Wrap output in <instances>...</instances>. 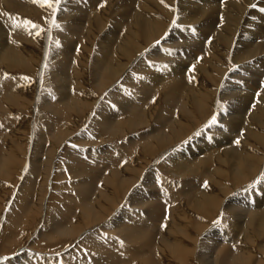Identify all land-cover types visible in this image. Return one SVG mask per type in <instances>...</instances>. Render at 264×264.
<instances>
[{
    "label": "bare ground",
    "instance_id": "obj_1",
    "mask_svg": "<svg viewBox=\"0 0 264 264\" xmlns=\"http://www.w3.org/2000/svg\"><path fill=\"white\" fill-rule=\"evenodd\" d=\"M87 1L91 4L97 1H101V3L102 2L104 3V0H87ZM133 1L134 0H128L127 5L131 6ZM140 1H141L140 7L137 5L140 8L139 9L140 13L138 15H137V11L139 12L138 8H136L137 10L134 9L135 7L134 8L132 7L131 10L127 9L128 11L130 10L129 15H128L129 20L127 23H125V29L123 27L124 29L123 32L125 31L127 33L126 37L122 36V31H121L122 41L124 38L126 40L123 42L122 41L118 42L119 38L116 36L118 39L117 42L109 41V44L105 43V45L107 46L106 49L102 51L103 53L102 55H100V57L97 56L96 58V65L99 68V71L96 74L95 80L98 83V84L96 83L98 87H103L105 84H107L106 82L110 77H115L116 75L119 74V72L122 71V69H125L124 70L125 73L122 76L123 78L122 80L130 82L134 86V88L129 86L131 88L124 89L123 87L120 88V86L119 87L113 86L114 91L112 93L110 92L111 93V96L109 97L110 101L108 100L109 102H105V103L102 102V104H100L99 106L97 105L98 106L96 108L97 113H98L97 129L99 130L95 129L93 130V132L95 133L97 132L98 134L100 132V134H103L104 136H109L110 138H112V136H114L115 134L117 135L118 133L122 131L126 132V130L128 129L131 130V129H134V127L136 126L144 124L145 120L148 119L147 112H145L146 107L144 106V103L150 101L151 100L150 97L153 96V95H150V93H151L152 88L154 87L153 86L154 82L161 83L160 85H162L164 89L163 92L165 96L166 105L164 106V108L163 107L161 108L162 111L159 112V115L156 117V119L155 117H153L154 122L152 124L151 130L148 132H145L143 136L141 135V137H138L140 139H138L137 137L133 138V140L129 139L130 140L129 145H128L129 142L121 143L122 147L121 149L118 147L119 148L118 153H116L117 150L110 151L104 148L102 152V148L97 147V145L99 144V142L96 140L97 137L95 138L93 136L95 138L94 140L97 141L98 144L96 143L97 144L96 146H92L90 149H87L86 155L89 158V153H90V155L92 156V160L94 162H97L96 166L93 165V166L88 167L87 161L84 160L80 156V157L73 158V162L75 163V166L72 169H66L64 171L58 170L57 172H54L53 170H51V173H54L58 177H61V175L62 176L64 175L62 174V171L65 173L69 172L70 175H72L75 179V184H74V180L72 181L74 184V192L72 191V194L70 193V194H65V196H60V200H62L64 197H68L71 200L69 201L65 200V202L60 201V204L57 206V204L53 202V201H58L59 194L56 193L57 195H55V197L51 199L53 200L52 201L53 203L49 202L51 206H54L53 209L47 208V210L44 211V212H47L51 216V221H52L51 228L55 229V231L59 233H62L63 235H66L72 232H77V230L81 231L82 227H80V225L78 224L79 222H77L79 221V219L86 218L87 219L86 221L89 222L88 219L91 218L92 220L97 222L98 220H103L105 217H107L110 211V209L107 210V207H109L113 202L111 199V194L109 196V194H107L106 192H103L102 189L98 187V183L100 181L97 182L99 179V174L97 172L101 173L100 169H102V162L105 161L104 158L106 157L107 159H109V160H106V161H109V164H107L108 165V168H106L107 172H105L106 173L105 177L104 176L103 177L105 178L106 184L109 186V188H111V186H114L113 183L116 184V182H114V179H115L114 176L116 175V172H115L116 162H114L113 160H115L116 158V159H119L125 162L126 156H127L126 153L128 152L132 153V149L134 146L136 147L138 146L139 148V145L142 144L144 148L142 152L140 150L139 151L143 153V155L145 154L150 155L151 153H154L153 151H155L156 149H159L165 145L166 147L170 146L174 144V142H177L178 140L182 139L183 142L180 148H182L183 151H178L176 149L177 152H174L176 150L172 151L171 153L172 155L170 154V157H168L169 164H172L171 166L173 165L175 166L176 175L179 174L182 176H186L185 174L187 173L194 174V173L201 172L203 176L204 175L208 176L210 179V177H212L214 173L217 172L218 170H220L223 174H225L226 172L230 174V171H231V173L234 174V176H236L235 178L239 179V183L242 182V180L246 181L249 178H251V176L257 171V166H260L258 165V163L264 159V0H197V2L188 1L185 3H182V2L186 0H175L178 8L180 4H182V6L184 4V7H185L184 10L186 11V13H185V16L183 17V21L181 22V23H184L185 25L182 26V29L180 30L183 31L181 32V34H183L185 46H188L189 48L190 47L193 48V49H190L189 52H188L189 48L187 49L183 45L182 41L179 42L177 40V37H179V35L181 34H177V35L174 34L172 36V35L163 33L162 35V30H164L163 28L164 26H166L163 24L165 23L164 19L162 22V19L160 20L155 15H152V14H155V12L157 11L156 10L157 7H159L161 11H164L165 6L163 8L161 4L162 1L161 2L160 0H140ZM169 1L172 2L173 0H169ZM150 2H153L155 6H153L152 3ZM71 5H73L74 7L71 9L68 8L69 10L65 9L64 7L62 9L61 8L62 6L60 5L61 11L59 13V16L63 18L64 21H66L65 18L70 17L71 23L73 24L77 23V25L73 26L72 30L69 28V25H67L69 23L67 22H66L67 24L65 23V25H67L66 26L67 29L65 28V30L66 31L71 30L69 32H71V34L73 33V35H75L76 33H80V34L84 33L86 37L88 36L91 37V35L93 36V33H94L93 27H95V30H96L97 25L100 26L101 23H105L107 20L106 15L108 16V14H105L107 11H105V13L104 11L101 13V10H100V15L99 14L96 15L97 13H99L98 11L97 13L94 12L91 15L89 14L87 10L89 9V5L88 4L85 5L84 1H81L80 3V1L74 0V2L71 3ZM0 6H1L0 11L2 13V15L0 16V19L2 23L6 26L5 28L0 26V110L2 109L4 110L5 108L12 107V105H15V104L19 105V103H22L23 101L30 100V102H32L31 99L29 98H31L30 95L33 97V95L31 94L32 93L31 90H30V94H28L29 90L27 92V88L25 89L22 85H20V82L18 79H15L14 77L7 78L4 74L5 70L13 69L14 66H18V65H21L22 67H24L25 64H27L26 65L27 67L32 66V65H30L31 62L29 61L30 60L29 53H31V50L30 52L28 51L29 47L28 45L25 46L26 45L25 38H22L23 36L28 35L24 29L25 27L24 26L16 27L15 26L16 23L21 22V21H16L12 19L14 16L12 15L13 9L16 8V9L21 10L23 9V5L13 0H0ZM111 7L113 8V5H111ZM97 9L99 10V8ZM102 10H104V8ZM110 10L111 8H109L107 12L109 13V16L110 14H112L110 13ZM72 11H77V14L75 16H71L69 13ZM178 11L179 10H176V12ZM179 12L181 13V11ZM103 15L105 16L104 18L106 19L104 20L105 22H103L102 20ZM179 15L182 17L183 14L182 15L179 14ZM172 19L174 20V17ZM189 21H194L195 23L193 25L195 24L198 25L200 23L201 26L198 25L199 27H207L208 36L207 34L206 36L209 37V39H206V40L201 39L203 37V34H202V31L199 29L198 31L195 30V33H193V31L190 29L189 24H187L189 23ZM12 24L14 26H12ZM103 25L105 26V24ZM109 26L112 27L111 24ZM136 26H139L142 33H144L145 38L144 36L143 38L146 44L148 45L152 43L149 45L151 49H155L160 52H169L170 58L172 57L173 59L175 58L176 60L174 62L172 59L174 64H172L171 63L172 61L170 60L171 62H169V65H168L169 67L163 63H158L157 64L158 66H155L157 68L159 67L156 75L155 76L150 75V78L149 80H147V82L143 84L141 83L142 86H140L137 81L133 80L134 77H130L131 75L129 74L127 70L128 68L127 66L128 64L126 63L127 59H125L126 62H124L123 59H121L123 62L120 61L119 59L120 55L121 56L129 55L131 53V50L138 45V43L135 41L136 39H133L135 34L139 32L138 31L139 29L137 30ZM103 27H99V28H103ZM192 27L194 26H191V28ZM140 33L141 32H139L138 34L140 35L139 37H141V34H142ZM30 35L34 36L33 34H30ZM67 35H68V32H67ZM159 35H162V36L157 38V36ZM186 35L189 37L191 36L192 38L188 40L186 38ZM16 36L19 37V42L16 41L17 39ZM78 37H76V39L74 40H77ZM167 38H173V39H171L169 43H165ZM68 39H72V38H68ZM153 40L155 41L152 42ZM29 41L31 42V40ZM218 42H221L223 43L224 46L226 45L228 47V49H226L225 55L227 56V54L229 53L228 61L230 62V64L235 65L236 68L232 69L230 65L225 68L224 66L220 65V60H223L224 55L223 54L221 55L220 53L216 54V51L218 50L216 48ZM66 43L64 42V44ZM101 45L103 46V42ZM170 45L174 46L173 49L170 48ZM59 47H60V51H54L52 55L49 54V56H51L53 59V60H50L52 61V64H54V61L57 62L56 66H58L60 70L61 69L63 70L62 73L60 72L61 74L57 72L55 73V75L52 76L53 78L52 80L56 83L55 87H57L56 91H57V96L59 98V102L58 103L53 102L49 98L50 96L49 97L46 96L43 98L44 100L42 103H43V108L49 110L53 115L64 118L66 117V115L67 117H70L71 112L80 113L84 111L85 108H88L91 105L90 103L92 100H91V97H88L86 94L83 93L84 91L83 86L81 89H78L77 92L76 90H74L75 84L70 85L69 90L68 91L66 90L67 85L69 84L68 81H70L69 73L71 71L73 73L78 71L77 69L78 67L74 66V63H76L78 59L75 62L73 59H70L71 63L67 66V58L65 59V56H63L64 57L63 58L61 54L65 53V51H68V50L70 51L71 44L70 45L67 44L66 46L64 45L62 47L61 46ZM55 49L57 50V48ZM77 51L80 52L79 50ZM26 53L28 54V56ZM80 54H77L78 58ZM131 55H135V54L133 53ZM162 55L164 56V53ZM213 55L215 56L212 57ZM136 56L137 55H135V57ZM35 57L33 58L35 59ZM211 57L213 58L211 61L212 64L210 63V66H209L208 63L210 62ZM166 58H168V56ZM185 61L189 63L191 62L189 67L188 66L185 67L182 64ZM48 63L50 62L46 61L47 66H48ZM141 63L143 64V62ZM176 63H178L181 66L178 67ZM145 64H148V63H145ZM152 65L154 66V63ZM153 66L151 67L153 68ZM155 67L154 69H156ZM55 69L57 70V68ZM79 72L81 73V70L78 71V73ZM48 73L49 71H47L46 74ZM73 73H71L72 76L81 75V74L74 75ZM235 73H239V74L236 75ZM248 73L250 76H253L254 78L260 76L259 80L253 83H251V81L249 80L246 81L247 77L245 75H247ZM46 74H44V76ZM239 75H242V76H239ZM146 77H149V76H146ZM73 78L75 79V77ZM219 79H222L221 82L223 81V83H216V85L213 86L212 84H214ZM77 80L78 81L81 80V77L80 79H77ZM82 81H83V78H82ZM47 82L49 84V81ZM73 82H75V80ZM140 82H141V78H140ZM244 88L245 90H243ZM97 89L99 90V88ZM87 91L89 90L87 89ZM154 92L157 93L158 91H154ZM224 97L228 98L230 102V106L224 109H218V108L216 109L217 112H215L213 116L216 117L217 123L210 124V121L213 116L211 118L209 116L210 119L207 122H203L205 118L208 117V115L212 114L211 108L215 105V103L213 102L214 105L212 103L213 105L212 106L210 104V101L212 102V99L214 98L220 99ZM150 102L147 103V106ZM210 105L212 106L211 108H210ZM216 106L219 107L217 104ZM40 114L41 113L39 112V115ZM7 118L8 117H2V120L7 119ZM200 118H203V119H200ZM44 121H46V119ZM41 122L43 121L41 120ZM71 122L75 123L76 121L75 122L71 121ZM22 123L23 125H25L24 121H22ZM39 124L41 125V123ZM2 125H3V128L0 129V170L3 172L1 174L6 172L7 166L10 167L9 165L10 157L13 155L17 157L14 154L15 149H16L14 145L15 143H18V142H16L15 139L19 137L22 131L26 129V127L24 130L22 129L24 128V126L22 128L16 127L11 132V126H10V123H8V121L2 122ZM15 125L19 126L20 123L19 124L16 123ZM196 125H199V127L194 130V127H196ZM45 127H47L51 133H53L52 134L53 141L49 143L48 148L44 147L45 145L42 141L41 133H39L37 134V136L34 137L35 142H33V145H32V147H34L33 150L40 151L41 149V151L43 152V149H45L46 150L44 151L45 154H43L45 155V157L44 156L43 157L44 159L48 158L50 163L55 160L62 161L61 159L70 156L71 149L69 148L70 149L69 150L66 146V144L68 143H65L63 155L60 157V159L58 157L57 159L53 158L54 152L60 150V148L54 149L53 145H55V142L58 143L61 140H63L64 137L66 138V136L70 134L73 131V129L71 128L72 131H68L67 128H69L70 126L67 127V125L65 126L66 127L65 129L64 128L60 129L59 126L56 127V125L50 121L46 122ZM192 130H194V132ZM28 136L31 137L30 133ZM100 139L102 138L100 137ZM8 140H10L11 142ZM82 140H83V136H82ZM94 140H91V142H93ZM236 140H239L240 143L237 144L235 142ZM20 142H23V141H20ZM24 145H25L24 142L20 143L17 146V148L19 150H24L23 148ZM68 146H70V144ZM187 146H189V148H187ZM260 151L263 154H261ZM31 153H34V152L32 151ZM46 155H48V157ZM35 157L32 154L31 159L34 161L33 162L34 166H32V171L36 174H39V173L44 174L46 171L45 166H47L46 164L47 160L45 161L43 160L44 165L38 168L36 164L38 162H36L37 159ZM127 157H129V155ZM118 162L119 161H117V163ZM137 162L138 161H136V163ZM227 164H228L227 166L228 170L226 172L223 169H220V168H225ZM58 167H60V164ZM131 168L134 169L135 173L137 170L139 171V165L137 164H133ZM127 169L125 168V170ZM130 170L133 171L132 169ZM135 173H132V174H135ZM154 173L155 172H153L152 170L150 171V168L148 169L147 167H145L144 172H141V174L139 173L140 176L139 175L134 176L135 178L137 177L136 178L137 180H139L141 177H144V176L148 177V179H146V182L149 185L147 184L146 188H144L143 187L145 185L144 184L145 181H144L142 182L144 185H142L141 183L142 188L138 190H134L133 192L131 191L133 194L130 192L132 194L131 197H132V202L134 204L133 207L134 209H137V212L133 213L129 210L127 211L126 209H122L119 212H117L118 216L115 215L116 217L115 216L111 217L112 215L110 214L111 216H108L109 218L107 217L108 219L106 221V225L111 228L110 232L112 234L110 233L108 234L106 241H102L101 240L102 238L94 239V238H88V236H86L87 237L86 241L88 242L87 244L90 245L89 247H91V251L100 250L101 257L100 255L98 256V254L100 253L94 254L93 252H87L83 250V252L79 254L77 260L74 258V260L76 261L75 263L72 262L73 264H176L177 260H179V262L181 261L182 264H188V263H192V260L194 261L195 258L199 259V262H200L199 264H246L249 258L247 254H245L244 252H250L247 249V247L249 246L251 242H253L252 234H253V238L256 237L258 238V240L261 238V240L264 242V191L258 192L257 194L252 193V191H250L252 193V197L250 196L251 198H248L246 196L243 198L241 197L239 198L236 195L235 196L229 195L230 190H231L230 188H228L229 184H226L225 186L221 187V189H217V188L209 189L203 183H200L201 181L197 182L196 180H194V183H191L190 182L191 180L189 181L186 178H184V180L182 181V184H183L181 187V189L183 188L182 195L188 201L190 207H193L194 210L202 214L200 216L207 217L205 219L207 220V222L209 221V218L215 215L216 212H209V215H205L204 214L205 210H207V212L209 210L211 211L215 210L218 207L219 203L222 204V206H224L226 210L230 211L229 214L235 220L238 231L241 232L243 228V230L245 229L243 233L249 232V235L246 236V238L248 239H246L245 241L243 240L244 244H240L242 242L239 243V240H241L240 238L242 236L239 235L241 237H238L239 239H236L235 237H237V232L236 234L232 232L231 233L232 235H231L229 232H224L223 230H221V228H215V229L209 228L208 229L210 230L209 233L204 234L203 232H205L207 228V223H205L204 220H201V219L199 220L198 217H197L198 220L196 221L197 224L194 228V231L190 230L191 229L190 224H189L190 228L188 227L189 229L187 228V225H183L186 221H188L187 216L189 215L190 217V213L185 207L180 206V201L182 197L180 199L179 196L176 197V195L174 194L175 197L173 198L172 197L169 198L168 196L167 197L162 196L158 198L157 196L158 192H160V194L163 193L161 191H157L158 185L164 186L166 183L168 184L170 181L164 183L165 177H163L161 179H163L164 181L161 182L159 179L157 180V176H158L157 175L153 177V180L156 182V184L153 181L149 183L150 176L148 175L153 176ZM47 176L49 177V175ZM125 176L124 178H128ZM160 176H162V174ZM30 177L31 175H28L29 181L26 183L24 190L21 192L22 194L21 196L27 198V200H24V202L27 203V207L34 206V209L37 210L39 208L40 210H42V206H44L45 204L43 202H45L44 199L46 198L43 199L44 196L42 197L41 195L40 196L37 195L38 192L42 188L40 184L42 183V181L40 180L41 178L33 179L34 178L33 177L32 179H29ZM124 178L121 179L122 180L121 182H119L121 186H123ZM158 181H160V184H157ZM46 182L48 185L49 181H46ZM132 183L133 181L131 182V185ZM172 184L170 185L173 186ZM99 185H101V183H99ZM132 186H134V184ZM237 186L238 185L236 183V187ZM262 186H264V182ZM262 186L261 188H263ZM136 188H138V186ZM109 191H112V190H109ZM178 193L179 192H177V194ZM227 196H228V201L225 203V198ZM155 198L158 199L156 202H152V203L148 202L149 199L155 200ZM165 198H167L168 200H165ZM63 205H65V208L67 206L66 212L62 211ZM77 207L80 213L78 210L75 211ZM157 220H159L160 223L163 224V226L160 227V224H158ZM174 221L181 223V224H179L178 226L174 224ZM84 223H85V220H84ZM24 224L26 227H29L31 225L28 221H26ZM169 225L172 227L169 228ZM175 228L178 229L177 231L178 234L177 235L173 234L175 236L173 238V236L169 234H172L171 231H173ZM104 232H105V229H104ZM104 232L102 231V234ZM158 233L161 236L158 237V240H157ZM200 234H202L201 235L202 237L200 236ZM41 235L45 237L46 239H49L47 237V232L46 233L42 232ZM198 236L201 237L199 240L202 239L201 243L198 242ZM124 242H127L128 244H125ZM129 242H130V245L132 242H134L135 243V244L133 243L134 246H137V247L130 248ZM196 242H198L199 244H197ZM50 246L48 248H50ZM261 247L264 248V243ZM166 251L168 254H171L170 256L173 259H168L167 256L164 255ZM243 253H244V256H242ZM29 254L30 252L23 254L22 257H19V259H17L14 262L12 261V263L10 261V263L11 264H53V260L46 259L44 261L40 259H34L33 257L36 256L37 258V255H33L32 257V254H30L31 256L24 257L25 255H29ZM156 254H158L159 257H157ZM5 259L6 258L4 257L0 259V263H2ZM65 259L71 260L72 258L70 259V257L67 256L65 257ZM198 259L195 262H197ZM251 261L252 260H250V263ZM260 262L261 261H258L255 264H260ZM58 264H62V263H58Z\"/></svg>",
    "mask_w": 264,
    "mask_h": 264
},
{
    "label": "rangeland",
    "instance_id": "obj_2",
    "mask_svg": "<svg viewBox=\"0 0 264 264\" xmlns=\"http://www.w3.org/2000/svg\"><path fill=\"white\" fill-rule=\"evenodd\" d=\"M13 1H15V2L17 1L18 3H21V5H23V9H21L22 10L21 11L19 9L14 8L12 15H14L15 17L13 16L12 19H14L16 21H21V22L24 21V20H30L33 23H35L36 25H39V28H30L31 33L34 36L30 35L29 34V30H26V28H24L28 35L22 37V38H25V44H26L25 46L28 45V47H29L28 48V51L30 52V50H31V53L32 54L29 53V59L30 60L29 59L28 60L31 62L30 65H32V66H28L27 67L26 66L27 64H25V66L23 65L24 67H22L21 65H18V66H14L13 69H10V70H7L6 69L5 72H4V74H5V76L7 78H9V77L10 78H13L14 77L15 79H18L19 82H20V85H22L25 89L27 88V92L29 90V93L28 94H30V90H31V92H32L31 94L33 95V97L30 95L31 98H29V99H31L32 102H30V100L29 101L27 100V101H23L22 103H19V105L18 104H15V105H12V107H10V108H5L4 110L3 109L0 110V116H1L0 117V120L2 122H7L8 121V123H10L11 132L16 127H21L22 128L24 126V128H22L23 130L26 127V129L24 131L21 130L22 133L20 134L19 137H17L15 139L16 142H18V143H15V145H14V147L16 148L14 154L17 157H15L14 155L10 157V159H9V165H10V167L7 166V169H6V172L5 173L1 174L3 171L0 170V216H1L0 217V259H2L3 257L6 258L0 264H11L12 261L13 262L16 261L17 259H19V257H22L23 254H26L28 252H30V254H32V257H33V255H37V258H36V256L33 257L34 259H40V260H44V261L46 259L53 260V264H58V263H62V264H73L77 260L79 254L81 252H83V250L84 251H87V252H93L94 254L100 253V254H98V256L100 255V257H101V251L100 250L99 251H96V250L91 251V247H89L90 245L87 244L88 242L86 241V239H87L86 236H88V238H94V239H99V238L101 239L102 238L101 239L102 241H106V238L108 237V234L109 233L112 234L110 232L111 231V228L106 225V221L109 218L108 216H111V215H112L111 217H114L115 215L118 216V213L117 212H119L122 209H126L127 211L129 210V211H131L133 213L134 212H137V209H134V207H133L134 204L132 202L131 195L133 194L132 192L134 190H138V189L142 188V185H144V184L145 185L143 187L146 188V186L148 184L146 182V179H148V177H146V176L143 175L144 177H141L139 180H137L136 179L137 177L135 178L134 176H138L139 173L141 174V172H144L145 167H147L148 169L150 168V171L152 170L153 172H155L153 174V176L152 175H148V176H150L149 177L150 178L149 183H151V181H153L156 184V182L153 180V177L154 176H157V175H158L157 176V180L159 179L162 182L164 180L161 179V178L165 177L164 178L165 179L164 183L169 182V181H170L169 182L170 184L173 183L172 184L173 186H171L169 183L168 184L166 183L164 186L163 185L162 186L161 185H158L157 191H161L163 193L160 194V192H158V195L157 196H158V198L159 197H162V196L163 197H167L168 196L169 198L170 197L173 198L176 195V197L179 196L180 199L182 197V199H181L182 202L180 201V206L185 207L189 211V213H190V217H189V215L187 216V220L188 221H186L183 225H187V228H188L189 227V224H190V227H191L190 230L191 231H194V228H195V226L197 224L196 221L199 218V220L200 219L201 220H204L205 223H207V228H206L205 232H203L204 234H208L209 233V231H210V230H208L209 228H212V229L221 228V230H223L224 232H229L230 234L232 232L234 234H236V232H237V237H235V238L236 239H239L238 237H241L242 236L240 238L241 240H239V243L242 242L240 244H244V241L246 239H248V238H246V236L249 235V232L243 233V231H245V229L243 230V228H242L241 232L238 231L237 224H236L235 220L229 214L230 211L226 210L224 208V206H222V204L219 203L218 204V207L215 210H212V211L209 210L208 212H207V210H205V213H204L205 215H209V212H216L215 215L212 216L213 218L212 217H211L212 219L209 218V221L207 222V220H205L207 217L206 216H200L202 214H200L196 210H194L193 207H190L188 201L182 195L183 194V191H182L183 188L181 189V187L183 185L182 184V181L184 180V178H186L189 181L191 180L190 181L191 183H194V180H196L197 182H200L201 181L200 183H203L209 189H215V188L221 189V187L225 186L226 184H229L228 185V188H230L232 190V191L230 190V194L229 195H234V196L236 195L239 198L240 197L243 198L245 196L248 197V198H251L252 197V193L257 194L258 192L264 191V186H262V184L264 182V170H263L264 169V159L258 163V165H260V166H257V171L251 176V178H249L246 181L242 180V182H240V183H239V179L238 178H235L236 176H234V174H232L231 171H230V174L226 172L228 170V167H227L228 164L226 165L227 168L225 167L226 169L225 168H220V169H223L226 172L225 174H223L220 170H218L217 172L214 173V175L212 177H210V179H209L208 176H205V175L203 176L201 172L194 173V174L187 173V174H185L186 176H182V175H179V174L176 175L175 166L174 165L171 166L172 164H169L168 157H170V154L172 153V151H174L176 149L178 151H183L182 148H180V146H181V144L183 142L182 139L178 140L177 142H174V144H172L170 146H167L166 147V145H165V146H162L159 149H156L155 151H153L155 154L154 153H151L150 155L149 154L148 155L147 154L143 155V153H141V152H142L144 146L142 144H140L142 146L139 145V148H138V146L137 147L136 146L133 147L132 153L131 152L126 153L127 156L129 155V157L126 156L125 162L122 161V160H119V159H116L115 158V160H113V161L116 162V171H115L116 172V175L114 176L115 177L114 182H116V184L113 183L114 186H111V188H109V186L106 184V181H105V178H104L105 177V174H106L105 172H107L106 171L107 170L106 168H108V165L107 164H109V161H106V160H109V159H107L105 157L104 158L105 161L102 162V169H100L101 173L100 172H97V171L96 172L99 174V179H98L97 182L100 181L99 183H101V185H99V183H98V187H100V189H102L103 192H106L107 194H109V196L111 194V199H112V202L113 203L109 207H107V210L110 209L109 214L107 215L108 218L105 217L103 220H98L97 222L94 221V220H92L91 218L88 219L89 222L86 221L87 220L86 218L79 219V221H77V222H79L78 224L80 225V227H82V229H81V231H78L77 230L78 233L77 232H72V233L63 235L62 233H59V232L55 231V229L51 228V226H52L51 216L47 212H44V211L47 210V208L48 209L49 208L50 209L51 208L53 209L54 206H51L50 203L53 201L51 199L54 198L55 195H57L56 193L59 194L58 195L59 196L58 197V201L59 202L58 201H53V202H55L57 204V206L60 204V201L65 202V200L66 201L71 200L68 197H64L62 200H60V196H65V194H70V193L72 194V191L74 192V184H75L74 177L72 175H70L69 172H66V173L63 172L64 170H66V169H72L75 166V163L73 162V158L74 157H80L81 156L84 160L87 161V166L88 167L89 166H93V165L96 166L97 165V162H94L92 160V156L90 155V153H89V158H88L87 155H86V153H87V149H90L92 146H96L98 144L97 141L99 142V144L97 145V147L102 148V152H103V148H104V149H107V150H110V151L111 150H117L116 153H118L119 148L121 149V147H122L121 143H125V142L128 143L129 142L128 143V145H129L130 144V140H133V138H136V137L137 138L138 137H141V135L143 136L145 134V132L150 131L151 130V127H152V124L154 122V120H153L154 118L153 117H155V119H156V117L159 115V112L162 111L161 108L162 107L164 108V106L166 105L165 104V96H164V92H163L164 89H163L162 85H160L161 84L160 82L159 83L156 82L157 84L155 82L153 83V86L154 87L152 88L151 93H150V95H153V96L150 97L151 98V100H150L151 102L148 101V102H150L148 104V106H147V103L148 102H145L144 103V106L146 107L145 112H147V115H148L147 116L148 119H146L147 121L145 120L144 124L139 125V126H136V127H134V129H131V130L128 129V130H126V132L122 131V132L118 133L117 135L115 134L114 136H112V138H110L109 136H104L103 134H100V132H99V134L97 132L96 133L93 132V130L97 129V120H98L97 117H98V113H97V109L96 108L100 104H102V102L105 103V102H109L110 101L109 97L111 96V93L114 91L113 86H117V87L120 86V88L123 87L124 89L131 88V87L134 88V86L130 82L125 81V80H122L123 79L122 76L125 73V71H124L125 69H122V71L119 72V74L116 75L115 77H110L107 80V82H106L107 84H105L103 87H98L97 86L98 83L95 80L96 74L99 71V68L96 65V58H97V56L100 57V55H102V53H103L102 51H104L106 49L107 46L105 45V43L109 44V41L117 42V40H118L117 37L119 38L118 42H121L122 41V38L121 37L122 36L123 37L124 36L126 37L127 33L125 31L123 32V30L125 29V23H127L128 20H129V18H128L129 11L132 9V7L133 8L135 7L134 8L135 10H137L136 8H138V10H139L140 9L139 7H140L141 1L140 0H134L133 3H132L133 6L132 5L131 6H128L127 5L128 4V0H108L107 3H106V5L103 6L104 10H102L103 8L101 7V5L104 4V3L103 2L101 3V1H97V2L91 4L87 0H78V1H80V3H81V1H84L85 2V5L86 4L89 5V9H87V10H88L89 14H91V15L94 12L97 13V11L99 13H97L96 15H98V14L100 15V10H101V13L103 11H104V13H105V11L108 12V9L109 8H111L110 13H112V14H110L111 17L109 16V13H107V12L105 13V14H108V16L106 15V19L107 20L104 18L105 17L104 16L105 14L103 13L104 15L102 17V20H103V22H105L104 20H106V22L105 23H101L100 26L97 25L96 26L97 27L96 30H95V27H93L94 30L96 31L95 32L93 30V32H94L93 33V36L91 35V37L90 36L86 37V35H84V33H82V34L76 33L77 35L80 34V35H78L79 37L81 36L80 38L76 34H75L76 35L75 36V35H73V33L71 34V32H69V31H71L73 29V26L77 25V23L76 24L71 23L70 17H67L68 19L65 18L66 21H64L63 18H61L59 16V13L61 11L60 10V7L62 6L61 7L62 9L64 7L65 9L69 10V9H71V8L74 7L73 5H71V3L74 2V0L73 1L72 0H64V1L61 0V3L55 9L50 8V7L46 6V5L45 6H41L40 3H33L32 0H23V1L22 0L21 1L20 0L19 1L18 0H13ZM174 1L175 0H173L172 2L169 1V0H164V1L163 0H160L163 8L165 6L164 11H161L159 9V7H157L156 8L157 11L155 10L156 11L155 14H152V15H155L156 17H158L160 20L162 19V22H163V19H164V22L165 23H163V24L166 25V26H164V28H163L164 30H162V35L164 33V34H169V35H172L173 36L174 34L177 35V34H181V32H183L180 29H182V26L185 25L184 23H181L183 21V17L185 16V13H186V11L184 10L185 7H184V4H183V6H182V4H180L179 5V8H178L176 1L175 2ZM188 1L197 2V0H186V1L182 2V3H185V2H188ZM108 3H110L111 5H113V8ZM150 3H152L153 6H155V4L153 2H150ZM174 3H176V4H174ZM24 4L27 7H25ZM69 5H70V7H69ZM98 6H100L101 8L98 7ZM35 8H37V9H35ZM58 8H59V10H58ZM97 8H99V10ZM0 9H1V6H0ZM127 9H130V10L128 11ZM176 10L181 11V13L179 11H178L179 13L176 12ZM72 12L69 13L71 16H75L77 14V11H72ZM126 12H128V13H126ZM139 13H140V10H139V12L137 11V15ZM179 14H181V15L183 14L182 17ZM1 15H2V13L0 11V16ZM170 16L172 18L174 17V20ZM178 16H180V17H178ZM161 17H163V18H161ZM178 19L181 20V21H179ZM53 21H55V24L53 23ZM170 21L171 22L173 21V22L171 23ZM66 22L69 23V24H67ZM65 23L67 25H69V28L71 30H69V31H66L65 30V28L67 29V27H66L67 25H65ZM194 23H195L194 21H189V23H187V24H189L191 30H192V28H195L196 31H198V29L202 31L203 37L201 39H205V40L206 39H209V37H207L208 36L207 27H199V26H201L200 23L198 24L199 26L197 24L193 25ZM56 24H58L59 27H56ZM103 24H105V26ZM110 24L112 25V27L109 26ZM173 25H175V26H173ZM0 26L3 27V28L6 27L2 23L1 19H0ZM12 26H14V25L12 24ZM180 26H181V28H180ZM191 26H194V27L191 28ZM99 27H103V28H99ZM123 27H124V29H123ZM136 28H137V30L139 29L138 31L142 33V31L140 30L139 26H136ZM112 29H113V31H112ZM121 31H122V36H121ZM67 32H68V35H67ZM106 32H107V34H106ZM113 32H114V34H113ZM139 32H137L135 34V36L133 37V39H136L135 41L138 43V45L131 50V53L129 55H126V56L122 55L124 58L120 55L119 56V59H120V61H122L121 59H123L124 62H126L125 59H127V62H126L128 64L127 65L128 66L127 70L129 72V74L131 75V76L130 75L129 76L130 77H134V79L133 78L132 79L135 80V81H137L138 84L140 86H142L141 83L143 84V83L147 82V80H149V78H150V75L151 76H155L156 75L159 67L157 68L155 66H158L157 65L158 63H163V64H165V65L168 66L169 65V62H171L173 58L172 57L170 58L169 52H160V51H157L155 49H151V47H149V45L152 44V43H150V44L147 45L146 42H145V40H144V38H145L144 33H142V34L140 33L141 34V37H139L140 36V35H138ZM35 33H36V35H35ZM37 33H39V34L37 35ZM185 34H187V33H185ZM206 34H207V36H206ZM162 35L157 36V38L160 37V36H162ZM143 36H144V38H143ZM67 37L68 38H72V39H68ZM76 37H78L77 40H74V39H76ZM16 38H17L16 41L19 42V37L16 36ZM120 38H121V40H120ZM138 38H139V40H138ZM186 38L188 40H190V38H192V37L191 36L189 37V36L186 35ZM21 39H20V41H21ZM171 39H173V38H167V40H166L165 43H169V41ZM29 40H31V42ZM63 40H64L65 43L67 41V43L64 44ZM125 40L126 39L124 38L123 41H125ZM177 40L179 42L182 41L183 45L185 46V44H184L185 41H184V38H183V34L179 35V37H177ZM154 41L155 40H153L152 42H154ZM102 42H103V46L101 45ZM199 42H201V41H199ZM67 44L68 45L71 44V49H70V51L67 49L68 51H65V53L61 54V56L62 57L65 56V59L67 58V66L71 63L70 59H73L74 62L77 59L78 60L80 59L79 61L77 60V62H76L77 65H76V63H74V66H77L78 67L77 68L78 71L81 70V73L80 72L78 73V71L77 72H74V73L71 71L69 73L70 81H68L69 84L67 85L66 90L68 91L69 90V86L75 84V86L77 88L74 86V90H76V92H77V90L78 89H81L82 86H83L84 87L83 88L84 89L83 93L86 94L88 97H91V100L92 101L90 103L91 105L89 104L90 106L88 108H85L86 110L84 109V111H82L80 113L78 112L79 114L77 112H74L75 114L73 112H71L70 113L71 114L70 117H67V115H66V117L61 118L59 116L53 115L49 110L43 108V103L42 102L44 100L43 98L46 97V96L47 97L50 96L49 98L53 102H57V103L59 102V98L57 96V91H56V88L57 87H55L56 86V83L52 80L53 79L52 76L55 75V73H57V72L58 73H60V72L62 73L63 70L62 69L60 70L58 68V66H56V63L57 62L54 61L55 66H54V64H52V61H50V60H53V59H52L51 56H49V54L52 55V53L54 51H60V47L59 46L62 47L64 45L66 46ZM222 45H223V43L218 42V44H217L218 47L216 46V48L220 51L219 52L217 50L216 51V54L217 53H220L221 55L222 54L224 55L223 60H220V65L224 66L225 68L228 67L229 65L232 67V69L236 68L235 65L230 64V62L228 61L229 53L227 54V56L225 55L226 49H228V47L226 45L225 46L224 45L222 46ZM54 46H56V47H54ZM47 47H48V49H47ZM173 47L174 46L170 45V48L171 49H173ZM185 47L187 49L189 48L188 46H185ZM55 48H57V50ZM72 49H73V51H72ZM190 49H193V48L190 47L189 50H188V52L190 51ZM77 50H79L80 52H78ZM35 53L37 54V56H36ZM133 53L135 55H137V56L135 57V55H131ZM163 53H164V56L162 55ZM77 54H80L79 55V58L77 57ZM215 55H213L212 57H214ZM27 56H28V54H27ZM128 56L129 57L131 56V57L129 58ZM167 56H168V58H166ZM33 57H35V59ZM212 57L210 58V62L208 63L209 66H210V63L212 64V62H211L212 59H213ZM138 58H140V59H138ZM145 59L148 62H146ZM214 60H216V59H214ZM46 61L47 62H50V63H48V66L46 64ZM150 61H151V63H150ZM173 61L174 62L176 61L175 58L173 59ZM173 61L171 62L172 64H174ZM136 62H138V63H136ZM141 62H143V64ZM43 63H45V64H43ZM145 63H148V64H145ZM153 63H154V66L152 65ZM188 63L189 62L185 61L182 64L185 67H187V66L189 67V65H190L191 62L189 64ZM176 64H177L178 67L181 66L178 63H176ZM141 66H142V68H141ZM143 66H144V68H143ZM151 66H153V68ZM154 67L156 69H154ZM25 68H27V69H25ZM33 68H34V70H33ZM55 68H57V70ZM136 68H137V70H136ZM148 68H149L150 72H149ZM96 69H97V71H96ZM47 71H49L48 74H46ZM71 73H73L74 75L81 74V75H79L81 77V80L78 81L77 79H80V77L79 76H72ZM94 73H95V75H94ZM136 73H137V75H136ZM239 73H235V74L238 75ZM44 74H46V75L44 76ZM135 76H136V78H135ZM138 76L141 78V82H140V78ZM146 76H149V77H146ZM239 76H242V75H239ZM245 76L247 77L246 81L249 80V81H251V83L259 80V77H260V76H258V77H255L254 78L253 76H250L249 73L247 75H245ZM42 77L45 78L46 80L43 79ZM73 77H75V79ZM249 77H251V78H249ZM82 78H83V81H82ZM74 80H75V82H73ZM221 80L222 79L217 80L212 85L215 86L216 83H223V81L221 82ZM43 81H44V83H43ZM47 81H49V84H48ZM77 81L79 82L80 85L78 84ZM117 83H118V85H117ZM159 85H160V87H159ZM129 86H131V87H129ZM97 88H99V90ZM87 89L89 91H87ZM48 90H49L50 93L48 92ZM243 90H245V88ZM154 91H158V92L156 93ZM103 95H105V96H103ZM93 99H94V101H93ZM104 99H106V100H104ZM215 100H216V102H215ZM98 101H99V103H98ZM213 102L215 103V105H214ZM23 103H24V105H23ZM212 103H213L214 106L212 105ZM38 104H40V105H38ZM210 104L213 106L212 107L210 105V108L212 107L211 108L212 109V112H211L212 114L208 115V117L205 118L206 121L204 120L203 122H207L215 114V112H217V110H216L217 108L218 109H224V108L230 106V102H229L228 98H226V97L220 98V99L219 98H214V99H212V102L210 101ZM216 104L218 106L220 104L221 107L220 106L217 107ZM30 111H31V113H30ZM39 112L41 113L40 114L41 116L39 115ZM83 114H84V116H83ZM209 116H210V118H209ZM2 117H8V118L2 120ZM43 119L44 120L46 119V121H44ZM200 119H203V118H200ZM41 120L43 122H41ZM1 121H0V124H1L0 125V129L3 128V125H2V122ZM22 121L25 122V125H23ZM47 121H50V122L54 123L56 125V127L59 126L60 129H63V128L65 129L66 128L65 127L66 125H67V127L70 126L69 127L70 129L71 128L73 129V131H72V129L70 130L69 128H67L68 131H72L70 134L67 135L69 137L66 136V138L64 137L63 140H61L58 143L55 142V145H53V148L54 149L60 148L59 151H55L54 152L53 158H56L57 159V157H58L60 159V157L63 155L64 145H65V143H68V144H66V146H67L68 149L69 148L71 149V150L69 149L70 150V156L61 159L62 161L55 160V161H52L50 163V161H49L48 158H45L44 159L45 155H43V154H45V152H44V151H46L45 149H43V152L41 151V149H40V151L39 150L38 151L33 150L34 147H32V145H33V142H35L34 137L37 136V134H39V133H41L42 141H43V143L45 145L44 147H47L48 148L49 147V143H51L53 141V139H52L53 138L52 137V134L53 133H51L48 130V128L45 127ZM71 121H73V122L76 121V122L75 123H72ZM203 122H201V123H203ZM16 123L17 124L20 123V125L19 126L18 125L16 126L15 125ZM39 123H41V125ZM69 123H71V124H69ZM194 124H195V122H194ZM199 125H196V127H194V130L196 128H198ZM83 127H85V128H83ZM92 128H94V129H92ZM57 129H59V128H57ZM97 130H99V129H97ZM194 130H192V131L194 132ZM29 133H30V136L31 137L28 136ZM82 136H83V140H82ZM93 136L95 138L97 137V139H96L97 141L94 140L95 138ZM100 137L102 139H100ZM27 138H29V139H27ZM69 138L72 139V140H70ZM138 139H140V138H138ZM91 140H94V141L91 142ZM8 141H10V140H8ZM20 141H23L25 143V145L23 147L24 150H19L17 148V146L20 143H23V142H20ZM69 144H70V146H68ZM136 148H138V149H136ZM172 148H174V149H172ZM187 148H189V146H187ZM177 150L174 151V152H177ZM32 151L34 153H31ZM32 154H33L34 157L36 156L35 158L37 159L36 162H38V163H36L37 166H38V168H40V166L44 165L43 164V160L44 161L47 160V163L46 164H47L48 167L45 166V170L47 171V172L45 171V173H44L45 175L43 173L36 174V173H34L32 171V166H34V164H33L34 161L31 159L32 158ZM261 154H263V153L261 152ZM48 155H46V156L48 157ZM41 156L42 157L44 156V157L42 158ZM117 161L120 162V163L119 162L118 163L120 164L121 167L119 166V164L117 163ZM136 161H138V162L136 163ZM130 162H132V163H130ZM142 162L143 163L144 162L145 163L147 162V163L146 164L145 163L143 164ZM59 164H60V167L61 168L58 167ZM131 164L132 165L133 164L139 165V171L138 170L136 171V173L138 172L137 175H136L134 169L131 168V166H132ZM125 165H126V167H125ZM141 165H142L143 168L141 167ZM143 165H145V166H143ZM125 168L126 169L128 168V169L125 170ZM130 169H132L133 171H131ZM51 170H53L54 172H57L58 170H63L62 171V174H64V175L63 176L61 175V177H58L54 173H51ZM89 170H91V169H89ZM93 172H95V171H93ZM119 172L122 173V174H120ZM132 173H135V174H132ZM126 174L127 175L129 174V175L127 176ZM161 174H162V176H160ZM28 175H31V177L29 179H32L33 177H34L33 179H40L41 178L40 180L42 181V183H40V184H41L42 188H41V190L39 192L37 191L38 192L37 195L38 196L41 195L42 197L44 196L43 199L46 198V199H44L45 202L42 201L43 203H45L44 204L45 207L42 206V210H40L39 208L36 210V209H34V206L27 207V203L24 202V200H27V198L21 196L22 195L21 192L24 190L26 183L29 181L28 180ZM47 175H49V177ZM120 175L123 178H124L125 175H126L125 177H128V178H124V180H123V186H121L119 184V182L122 181L121 179H123ZM130 176H131V178H130ZM95 178H97V177H95ZM198 178H200V179H198ZM66 179L67 180L70 179V180L67 181ZM103 179H104V181H103ZM73 180H74V184L72 182ZM227 180H229V181H227ZM46 181H49V184L48 185H47V182ZM132 181H133L132 185L134 184V186L131 185V182ZM160 181H158L157 184H160ZM59 182H60L61 185L59 184ZM135 182H136V184H135ZM142 182H144V184ZM141 183H142V185H141ZM179 183H181V184H179ZM236 183L238 185L237 187H236ZM46 185H47V187H46ZM179 185H180V187H179ZM22 186H24V187H22ZM137 186H138V188H136ZM261 186L263 188H261ZM248 188H250V189H248ZM109 190H112V191H109ZM65 191H67L68 193L65 192ZM250 191H252V193ZM177 192H179V193L177 194ZM52 193H53L54 196L52 195ZM165 193H167L168 195L165 194ZM243 194H244V196H243ZM228 196L225 198V203L228 201ZM157 200L158 199H156V198H155V200H150L149 199L148 202L152 203V202H156ZM165 200H168V199L165 198ZM112 205H113V207H112ZM219 205H220V207H219ZM23 208H24V210H23ZM66 210H67V206L65 208V205H63L62 211L63 212H66ZM77 210H78V207L75 209V211H77ZM23 211H25V212H23ZM27 212H28V214H27ZM79 213H80V211H79ZM21 214H22V216H21ZM221 216H222L221 222L220 223H217L216 221L220 220L221 219ZM84 220H85V223H84ZM26 221H28L31 224L29 227H26L25 226L24 223ZM229 221L232 222V223H230ZM157 222H158V224H160V227L163 226V224L160 223L159 220H157ZM174 224H176V225L179 226V224H181V223H178V222L174 221ZM100 225H102V226H100ZM103 226H105V227H103ZM171 227L172 226L169 225V228H171ZM41 229H42V231H41ZM104 229H105V232H104ZM18 230H19V232H18ZM102 231L104 232L103 233L104 235L102 234ZM177 231H178V229L175 228L173 231H171L172 234H169V235H172L173 238H174L175 237L174 235L175 234L176 235L178 234ZM42 232H44V233L47 232V237L50 240L49 239H46L45 237H43L41 235ZM97 233L101 237H99L97 235ZM159 233L157 234V240H158V237L161 236ZM202 234H200V236ZM239 235H241V236H239ZM201 237L198 236V242L199 243L202 242V239L199 240ZM252 239H253V242H251L249 244V246L247 247V249L250 252H244L245 254H247V256L249 258V260L247 261V263H249V264H255L256 262L261 261L260 264H264V260H263L264 259V254H263L264 253V248L261 247L264 242L261 240V238L259 240L256 237L253 238V234H252ZM198 242H196V243L199 244ZM124 243L125 244H128L127 242H124ZM133 243L134 242H132L131 245H130V242H129V247L130 248L137 247V246H134L135 243L134 244ZM196 243H195V245H196ZM49 246H50V248H48ZM131 246H133V247H131ZM249 247H250V249H249ZM77 251H79V252H77ZM244 253H243L242 256H244ZM30 254L29 255H25L24 257L31 256ZM158 254H156L157 257H159ZM164 255L167 256L168 259H173L170 256L171 254H168L167 251L165 252ZM38 256H39V258H38ZM67 256L70 257V259L72 258L71 259L72 261L71 260H68V259H65V257H67ZM261 256H263V257H261ZM74 258L76 260H74ZM253 258H255V259H253ZM197 259L198 258H195L194 261L192 260V263L193 264H199L200 263L199 262V259H198L197 262H195ZM250 260H252L251 263H250ZM10 261H11V263H10ZM64 262H66V263H64ZM192 263H188V264H192ZM176 264H182V263H181V261L179 262V260H177Z\"/></svg>",
    "mask_w": 264,
    "mask_h": 264
},
{
    "label": "snow or ice",
    "instance_id": "obj_3",
    "mask_svg": "<svg viewBox=\"0 0 264 264\" xmlns=\"http://www.w3.org/2000/svg\"><path fill=\"white\" fill-rule=\"evenodd\" d=\"M33 3H40L41 6H48L50 8H53L55 9L60 3H61V0H32ZM107 3V0H104V4L101 5V7H103L104 5H106ZM53 23L55 24V21H53ZM16 27H21V26H24L26 28V30H29V34H32L31 31H30V28H39V25H36L35 23H33L32 21L30 20H24L22 22H17ZM56 27H59L58 24H56ZM192 31L193 33H195V28H192ZM39 34V33H37ZM217 123V120H216V117L213 116L211 121H210V124H216ZM237 144L240 143L239 140H236L235 141ZM222 220V216H221V219L216 221L217 223H220Z\"/></svg>",
    "mask_w": 264,
    "mask_h": 264
}]
</instances>
